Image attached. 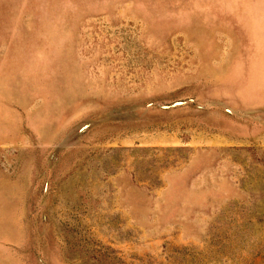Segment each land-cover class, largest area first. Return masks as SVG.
Here are the masks:
<instances>
[{"label": "rangeland", "instance_id": "rangeland-1", "mask_svg": "<svg viewBox=\"0 0 264 264\" xmlns=\"http://www.w3.org/2000/svg\"><path fill=\"white\" fill-rule=\"evenodd\" d=\"M0 264H264V0H0Z\"/></svg>", "mask_w": 264, "mask_h": 264}]
</instances>
